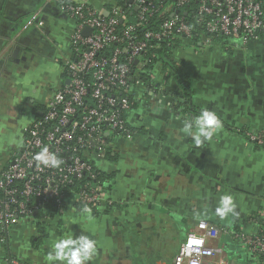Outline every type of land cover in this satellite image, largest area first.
Returning <instances> with one entry per match:
<instances>
[{"label":"crops","instance_id":"crops-1","mask_svg":"<svg viewBox=\"0 0 264 264\" xmlns=\"http://www.w3.org/2000/svg\"><path fill=\"white\" fill-rule=\"evenodd\" d=\"M80 1L108 8L124 0H0V170L67 81L74 22L59 7ZM228 43L174 47L171 58L185 83L153 65L126 114L136 135L111 137L105 156L94 160L108 202L15 225L0 244V264L7 257L45 264L53 240L81 234L96 241L88 264H173L201 221L215 232L207 240L220 250L214 264H262L241 237L264 231V147L243 136L264 135V32L246 45ZM205 108L222 127L196 146L180 129ZM223 194L233 197L237 215L214 214Z\"/></svg>","mask_w":264,"mask_h":264},{"label":"built area","instance_id":"built-area-1","mask_svg":"<svg viewBox=\"0 0 264 264\" xmlns=\"http://www.w3.org/2000/svg\"><path fill=\"white\" fill-rule=\"evenodd\" d=\"M59 9L74 22L65 63L68 83L26 129L21 150L0 170L1 245L10 229L23 221H45L69 207L95 210L108 202L94 160L105 156L111 137L129 140L136 135L126 114L137 103L141 78L151 76L149 52L193 42L199 47L220 46L213 37L246 45L264 32V0H124L110 8L80 1L64 2ZM243 136L264 147L263 135ZM44 147L64 163L58 168L37 167L33 156ZM214 235V229L199 222L173 264H214L220 250L207 245ZM190 238L204 242L197 245ZM241 241L251 253L264 256V231ZM4 264L21 263L7 257Z\"/></svg>","mask_w":264,"mask_h":264},{"label":"clouds","instance_id":"clouds-1","mask_svg":"<svg viewBox=\"0 0 264 264\" xmlns=\"http://www.w3.org/2000/svg\"><path fill=\"white\" fill-rule=\"evenodd\" d=\"M222 127V121L215 111L203 109L200 114L190 122H185L180 131L190 137L196 146L212 140ZM33 160L37 167L58 168L64 161L56 154L49 151L47 147L42 148L34 154ZM234 199L230 194H223L219 197L214 214L220 219L229 215H237ZM204 226L203 224L201 225ZM192 243L203 244V240L190 238ZM191 244L189 245V247ZM97 252L96 241L87 235H79L76 238L67 236L53 240L50 250L44 257L45 264H88Z\"/></svg>","mask_w":264,"mask_h":264},{"label":"trees","instance_id":"trees-1","mask_svg":"<svg viewBox=\"0 0 264 264\" xmlns=\"http://www.w3.org/2000/svg\"><path fill=\"white\" fill-rule=\"evenodd\" d=\"M122 3L123 2L119 3L118 5H122ZM212 42L216 43V44H220V46H225V45L229 44L227 39H224V38H221V37H213L212 38ZM193 43L192 44L196 47L197 43L196 42H193ZM176 46H178V44L174 45V47H176ZM174 47L173 48H166L165 46H162V48L157 50V51L149 52L147 54V57H149L151 59V62L149 64V69L153 65L160 63L161 68L169 69L171 72H173V74H175L176 79H178L179 81L184 82L182 80V78H183L182 68L180 66H176L175 63L173 62V59L171 58L172 51H173ZM144 76L141 78V80H142V83L145 84L149 80V77H148V75H146L145 77ZM135 105H133V107ZM103 180H104L103 174L101 173L98 176V182L100 184H102ZM74 183L76 185V181H74ZM69 189H74V186L69 187ZM35 219H39V217L36 215ZM259 220L261 221V226L264 227V218L263 219H259ZM255 255H256V257L260 258V261L262 262V264H264V256H262L260 254H255Z\"/></svg>","mask_w":264,"mask_h":264},{"label":"rangeland","instance_id":"rangeland-1","mask_svg":"<svg viewBox=\"0 0 264 264\" xmlns=\"http://www.w3.org/2000/svg\"><path fill=\"white\" fill-rule=\"evenodd\" d=\"M112 6H113V5H110V4H109V7H108V8H110V7H112ZM158 64L160 65V63H158ZM158 64H157V65H158ZM160 66H161V65H160ZM145 76H146V75H145ZM145 76H144V77H145ZM135 90H136V89H135ZM137 94H138V90H137Z\"/></svg>","mask_w":264,"mask_h":264},{"label":"water","instance_id":"water-1","mask_svg":"<svg viewBox=\"0 0 264 264\" xmlns=\"http://www.w3.org/2000/svg\"><path fill=\"white\" fill-rule=\"evenodd\" d=\"M68 83V81H66V83L65 84H67Z\"/></svg>","mask_w":264,"mask_h":264}]
</instances>
